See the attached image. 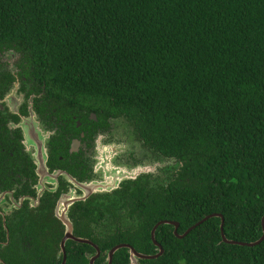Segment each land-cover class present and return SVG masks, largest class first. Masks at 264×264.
Wrapping results in <instances>:
<instances>
[{
	"label": "trees",
	"instance_id": "obj_1",
	"mask_svg": "<svg viewBox=\"0 0 264 264\" xmlns=\"http://www.w3.org/2000/svg\"><path fill=\"white\" fill-rule=\"evenodd\" d=\"M5 52L20 57L21 90L42 93L33 100L44 104L35 105L39 116L55 110L59 122L82 130L123 119L144 148L176 163L153 188L91 198L78 214L71 208L73 235L100 251L94 264H107L120 244L157 254L150 232L161 221L177 223L182 235L219 215L228 241L261 238L264 0H0V57ZM14 80L0 69V98ZM11 161L0 154V173ZM37 218L28 226L42 248L34 264H61L64 227L53 204L37 208ZM173 230L159 226L162 256L137 264H264V240L253 248L225 244L220 218L183 239ZM28 240L38 247L37 238ZM65 252L66 264H89L95 255L72 241ZM111 264H130L128 250Z\"/></svg>",
	"mask_w": 264,
	"mask_h": 264
},
{
	"label": "flooded vegetation",
	"instance_id": "obj_2",
	"mask_svg": "<svg viewBox=\"0 0 264 264\" xmlns=\"http://www.w3.org/2000/svg\"><path fill=\"white\" fill-rule=\"evenodd\" d=\"M18 94L20 98H11V105L3 101L5 95L0 98V154L6 163L7 160H12L7 168L6 163H2V168H5L0 173V256L3 257L0 264H13L18 260L24 264H34L35 259L40 257L42 248L38 236L29 230V221H35L36 224L40 221L35 219L37 208L44 207L45 204H53L55 218V209L62 196L69 195L75 199L84 197L86 192L76 185L106 183L110 186L104 188L102 193L91 194L87 199L75 202L69 208L68 214L71 208L78 214L76 207L79 204L88 206L91 198H120L123 192L132 190L136 185H143L146 189L153 188L156 184L163 183V173L167 171L164 167L157 174L152 167V157L145 154L140 157L134 151L124 152L127 149V138L133 134H124L125 140L119 135L115 138L119 130L115 121H110L107 128L91 129L88 122L83 125V130L80 129L79 122H75L74 126L69 122L67 127L65 121L62 123L53 117L55 110L51 113L44 111L41 118L37 114L35 105L44 104L37 102L34 105L33 100L42 97L41 92L35 94L29 86L24 87V90L19 86ZM30 106L35 115L37 130L34 126L31 128L39 131L41 135L46 134L45 139L43 135L38 137L34 132L31 140H26L23 135L22 128L27 123ZM86 119L96 122L91 114ZM41 145L46 152L44 161V155L41 151L37 152L36 148H41ZM36 155L40 156V163ZM38 164L43 168L40 169ZM29 236L31 239L37 238L36 249L30 246ZM57 259H62L58 252Z\"/></svg>",
	"mask_w": 264,
	"mask_h": 264
},
{
	"label": "water",
	"instance_id": "obj_3",
	"mask_svg": "<svg viewBox=\"0 0 264 264\" xmlns=\"http://www.w3.org/2000/svg\"><path fill=\"white\" fill-rule=\"evenodd\" d=\"M7 53H11L10 57H14L15 54L14 52H7ZM15 85V83L12 84L10 90L8 91L7 94H5L4 98H3V101L4 102H10L13 100H15L12 95L13 93L11 92L12 89H13V86ZM13 100H12V99ZM11 102V103H12ZM16 102V101H14ZM11 103H9L8 105H11ZM92 119H95V117L92 115ZM25 125L23 126L22 129H24V137L26 140H31L34 136V134L32 132H34L35 134L39 135L38 137L40 136H44V139L46 138V134L41 133L37 130V127H36V123H35V115L34 113L32 112V109H31V106L29 107V117L27 118V123H24ZM28 124V125H27ZM36 127V130L31 128V127ZM31 128V129H30ZM26 129V130H25ZM30 130V131H28ZM43 142V139L42 141ZM37 148V152L41 151L42 154L44 155V158H43V161L45 160V149L43 148V145H41V148L40 146L36 147ZM36 158L37 160L39 161L40 163V156L39 155H36ZM38 166L41 168H43V166L39 165ZM106 172V171H105ZM142 172H140L141 174ZM81 191H83L84 193L86 192V194L84 195V197H82L81 199L77 198H73L72 196H69V195H66V196H62L60 197L58 203H57V206H56V209H55V218L61 223V225L64 227V234H63V238L60 242V254L62 255V262L61 264H65V243L67 241H73L77 244H82V245H88V246H91L94 250H95V255L90 258L89 260V264H94V261L99 257L100 255V251L99 249L97 248L96 245H94L92 242H90L89 240H85V239H81V238H76L73 236V228H72V224L71 222L69 221L68 219V210L69 208L77 201H83L85 199H87L91 194H95V193H102L104 192V188L110 186V185H106V184H101V185H96L95 183L93 184H89V185H76ZM60 206L62 207V209L60 210ZM60 210V211H59ZM211 218H220V234H221V239H222V242L225 243V244H228V245H237V246H241V247H247V248H253L257 245H259L263 240H264V216L261 220V227H262V236L259 240H257L256 242H253V243H237V242H233V241H228L224 235H223V218L219 215H210L208 217H205L204 219H202L200 222H198L197 224H195L194 226H192L191 228H189L184 234L182 235H178L177 234V229H178V224L175 223V222H167V221H161V222H158L157 224H155V226L152 228L151 232H150V238H151V241H152V244L155 246V248H157L158 250V253L155 254V255H143V254H140L138 252H136L131 246L129 245H126V244H120V245H117V246H114L107 254V264H111L112 262V258H113V255L121 250V249H127L128 252H129V261H130V264H137V261L138 260H155L157 258H159L160 256H162L163 254V249L162 247L156 243L155 241V237H154V234H155V231L156 229L159 227V226H162V225H168V226H173L174 227V230H173V234L176 238L178 239H183L184 237H186L189 232H191L193 229H195V227L199 226L201 223L207 221L208 219H211Z\"/></svg>",
	"mask_w": 264,
	"mask_h": 264
},
{
	"label": "rangeland",
	"instance_id": "obj_4",
	"mask_svg": "<svg viewBox=\"0 0 264 264\" xmlns=\"http://www.w3.org/2000/svg\"><path fill=\"white\" fill-rule=\"evenodd\" d=\"M10 55H11V53H7V52H5V53H3V55H1V57H0V67L1 68L0 69H2L3 71H6V72H10V73H12V75L15 76L16 71H17L16 65L20 61V57L18 55H15L14 57H10ZM14 83H15V85L13 86V89L11 92L13 93L12 97L16 100V99L20 98L19 94H18V87L20 86V82L18 80V77H16V76H15ZM11 102L12 101H10V102L8 101L7 104H9ZM115 124L119 127L117 134L114 136L115 138H118V135H119L120 137H123V140H125L124 134H127V132L130 134H133L132 129H131L132 127L130 126V124L127 121H125L123 119H119L115 122ZM126 148L127 149H124V152L134 151L140 157H142V155H144V154L148 157H152V160H154V164L152 167L155 169V171H157V174L160 173V170L162 168H164V167L166 169L173 168L176 164L173 160L162 158V157L156 155L155 153L148 151L146 148H144L142 146L141 142L137 139V137L134 134L131 135L130 138H127ZM126 150H128V151H126ZM146 160L148 161V159H146ZM148 162H152V161H148ZM115 166H117V165H115ZM104 181L106 182L107 179ZM102 184H106V183H102ZM61 209H62V207L60 206V210Z\"/></svg>",
	"mask_w": 264,
	"mask_h": 264
}]
</instances>
